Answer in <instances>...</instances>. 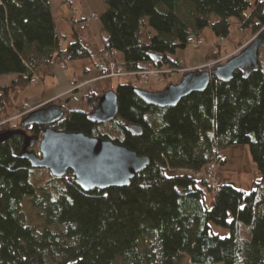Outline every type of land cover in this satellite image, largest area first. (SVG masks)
I'll list each match as a JSON object with an SVG mask.
<instances>
[{"label": "trees", "instance_id": "16d2710c", "mask_svg": "<svg viewBox=\"0 0 264 264\" xmlns=\"http://www.w3.org/2000/svg\"><path fill=\"white\" fill-rule=\"evenodd\" d=\"M103 2L101 48L89 40L86 18L73 21L69 37L62 34L50 0H0V75H15L0 87V264H177L183 257L189 264H264L260 58L257 69L237 70L229 82L215 78L175 108L148 106L135 92L140 87L121 84L118 116L103 125L90 116L112 91L109 84L86 91L87 112L71 107L73 97L61 101L65 117L55 130L111 140L150 159L129 187L84 192L71 173L55 178L22 158L27 137L36 142L28 150L39 153L44 128L25 126L28 115L11 121L25 111L19 90L53 76L60 65L90 60L95 78L104 77L119 53L130 72L180 70L176 54L190 36L204 39L210 29L226 39L234 19L264 44V0ZM221 58L212 52L207 61ZM231 146L249 147L260 176L250 191L226 184L215 189L204 175L209 164L226 163L221 151ZM25 211L36 212L43 224L32 223Z\"/></svg>", "mask_w": 264, "mask_h": 264}, {"label": "water", "instance_id": "95a60500", "mask_svg": "<svg viewBox=\"0 0 264 264\" xmlns=\"http://www.w3.org/2000/svg\"><path fill=\"white\" fill-rule=\"evenodd\" d=\"M262 44L263 40L255 37L237 54L232 55L225 64L212 71H201L204 68L199 67L190 70L177 85H170L162 91L136 89L135 92L148 106L161 109L175 108L189 95L204 92L215 78L229 82L237 70L249 73L257 69ZM45 105L47 104L43 106ZM117 116L118 95L115 91H110L97 100L90 121L96 125H103L114 121ZM64 117V109L61 106L50 104L48 107L33 111L24 120L23 124L27 127L44 128L38 154L28 150L35 145V140L26 138L22 158L27 160L33 169L47 170L53 177L59 179L71 173L76 184L84 192H91L129 187L132 180L149 166L148 157L139 156L111 140L84 133L55 130L53 126Z\"/></svg>", "mask_w": 264, "mask_h": 264}, {"label": "rangeland", "instance_id": "374dc122", "mask_svg": "<svg viewBox=\"0 0 264 264\" xmlns=\"http://www.w3.org/2000/svg\"><path fill=\"white\" fill-rule=\"evenodd\" d=\"M54 6H57V2L60 0H52ZM61 3V2H60ZM76 6L75 8L79 10V16L85 17L87 20L88 25V37L96 40L99 47L103 48L104 40L107 38V35L105 33H101V24L99 21V15L105 10V4L103 0H75ZM73 9L71 12L67 15V18L72 22L77 18V15L73 13ZM81 11V13H80ZM95 16V17H94ZM62 17V16H61ZM59 17V19L61 18ZM65 24H69L68 22H65ZM62 34L66 35V32L62 31ZM204 39H205V45L200 48H193L191 46H188L186 49L178 50L176 54V58L181 59L182 61V67L183 69L180 70H186L187 72L184 73H173L168 74L164 77L155 78L152 77L148 84L138 86L136 83L135 78H115L111 79L110 81H96L92 84L88 85L85 88L80 89L77 92L69 93L66 95V97H63L64 99H60L59 97L55 98L54 100H57L56 105L61 104V101L64 103L67 101L69 97H73V99L70 102V105L72 108L79 109L82 111H89L91 105L86 99H83V97L86 95V91L89 89H100L105 84H109L112 91H115V89L124 83L132 82L136 86L140 87L142 90L150 91V92H158L166 89L170 84L177 85L184 75H186L190 70L199 68V67H206L207 65H210L212 62H216L219 60H211L207 61V56L211 54L212 52H220L222 55L221 59H227L223 62H221L218 65L225 64L232 55L237 54L249 41L253 40L255 37H252L250 30L241 31L239 29V25L237 21L234 19L232 20V27H231V35L225 39V41L220 42L219 39H217L210 29H207L204 32ZM248 38V39H247ZM247 39V42L245 44H242L243 41ZM70 41V40H69ZM63 42L62 46L65 47L67 43L69 42ZM92 41V40H90ZM241 43L243 46L240 47V49L232 54V51H234L237 46H239L237 43ZM115 60L118 61L120 64L123 62V56L122 54L116 53L115 54ZM259 58L260 62L264 69V44L260 47L259 50ZM220 59V60H221ZM114 61L113 58L109 59L110 61ZM97 61V59H96ZM80 63L72 62L68 64V67L65 70H62L61 65L56 68L57 74L55 73L54 77H47L44 80L38 81L36 84H31L26 89H24L23 96H20L18 98V104L21 105L25 103L24 101H29L30 105L35 106L31 107L32 109L42 108L40 106H37L38 104L47 101L48 99H51L50 97H54L57 95L58 90H60V86L62 84H66L69 82V79L74 76V74L77 75L78 79L80 81H83L85 77L88 79H94L95 77V71H91V73L88 76H84L82 74L83 67H88L93 65L94 62L90 60L86 61H79ZM208 62V63H207ZM110 64V63H109ZM216 66L214 67H208L205 68L204 71H212ZM64 75L66 77H64ZM15 79V75L9 74V75H0V87L9 86L10 83ZM106 80V79H105ZM71 81L69 82L70 86ZM51 85L55 86L52 87ZM71 86L68 91H70ZM68 91L66 93H68ZM21 90H19V95ZM65 93V94H66ZM60 101H59V100ZM34 110V111H36ZM94 113V112H93ZM14 125L18 124L13 123ZM221 158L226 161V163L221 164L218 163L216 168V180L219 184H226V185H232L236 189H241L244 191H250L254 187V183L260 179V176L257 174L256 165L253 163L249 147L247 146H231L226 149H223L221 151ZM27 217L32 223H38L39 225H42V220L37 217L36 212H26ZM52 230L55 232H61V229H58L57 227H52ZM224 234V232H222ZM121 264H125L124 262H121ZM157 264V263H155ZM177 264H189V261L187 257H183Z\"/></svg>", "mask_w": 264, "mask_h": 264}, {"label": "built area", "instance_id": "2783aa9c", "mask_svg": "<svg viewBox=\"0 0 264 264\" xmlns=\"http://www.w3.org/2000/svg\"><path fill=\"white\" fill-rule=\"evenodd\" d=\"M223 41H225V39L220 40V42H223ZM187 43H188V46H191L193 48H200V47H203L205 45V40L203 38L190 36L187 39ZM225 60H227V59H224V60L221 59L219 61L212 62L210 65H207L206 67H203V68L204 69L208 68V67L212 68L216 65L220 66L218 64H220L221 62H223ZM61 68H62V70H65L66 66L63 64V65H61ZM184 72H187V71L186 70H174L171 68H163V69L149 68V69H143V70L138 71V72H130L127 70V68L125 67V65L123 63L120 64V63L112 60V61H110V64H109L108 75H106L104 77H99V78L92 80V81H87V82H82V83L77 81V79H73L70 83L71 89H70V91H68L67 95L69 93H73L74 91L85 88L88 85L92 84L93 82L101 81V80H105V79H115V78H128L129 79L132 77V78H135L137 80L136 83L138 86H142V85L148 84L152 77L159 78V77L167 76L168 74L184 73ZM38 81H39L38 78H34V79H32L31 83L36 84V83H38ZM23 106H24L25 111L22 114L16 115L14 118L11 119V121L21 119L24 116L29 115L30 113H32L34 110L37 109V108L32 109L27 103H24ZM216 168H217L216 163L209 164L208 167L206 168L204 175L206 176L207 181L210 184H212V186L215 189H219L221 187V184H219L218 181L216 180Z\"/></svg>", "mask_w": 264, "mask_h": 264}, {"label": "crops", "instance_id": "0c3cea01", "mask_svg": "<svg viewBox=\"0 0 264 264\" xmlns=\"http://www.w3.org/2000/svg\"><path fill=\"white\" fill-rule=\"evenodd\" d=\"M50 2H51V6H52V11H53V14H54V17H55V20H56V24H57V28H58V30L60 31V32H66V36H70L71 34H72V22H70V20L67 18V15L71 12V10L73 9L74 11H73V13L74 14H76L77 15V18H75V20H78V19H81V18H85V17H81V16H79V10L78 9H76L75 8V6H76V3H75V0H71V2L70 3H67L66 5H63V4H61L59 1L57 2V6L55 7L54 6V4H53V1L52 0H50ZM80 13H81V11H80ZM62 16V17H61ZM59 17H61L60 19H59ZM65 22H68L69 24L67 25V24H65ZM248 39V38H247ZM247 39H245V41H243V43L242 44H245L246 42H247ZM89 40H92L91 42L93 43V44H96L97 46H100L99 44H98V42L96 41V40H93V39H91V38H89ZM238 45L239 44H241V43H237ZM240 48H236L234 51H232L231 53H229V54H232V53H234V52H236V51H238ZM78 63H80L79 61H77ZM118 62V61H117ZM119 63V62H118ZM123 63V62H122ZM94 64V63H93ZM68 67V66H67ZM66 67V68H67ZM95 71L96 72V69H95V65H94V67H93V65H91V66H89V68L88 67H83V71H82V74L84 75V76H88L90 73H91V71ZM55 73L57 74V70L55 71ZM96 74V73H95ZM55 75V74H54ZM54 75L53 76H50V77H54ZM64 77H66L65 75H64ZM73 79H77V81H79L80 83H82V82H87V81H92V80H95V79H97V78H95L94 77V79H88V77L86 78L85 77V79L83 80V81H80L79 79H78V77H77V75L76 74H74V76L73 77H71L70 79H69V82L70 81H72ZM69 82H67L66 84H62L61 86H60V90H58V93H57V95L56 96H54V97H50L51 99H48L47 101H45V103L44 102H42V103H40V104H38L37 106H41V107H43V105L44 104H48V103H50V102H54L55 100V98H57V97H59L60 99H64L63 97H66V95H67V91L69 90V88H70V86H69ZM52 87H55V86H53V85H51ZM79 91V90H78ZM75 92H77V91H75ZM74 92V93H75ZM23 93H24V90L23 91H21V94L19 95V97L20 96H23ZM66 93V94H65ZM25 103H27L30 107H35V106H31L30 105V102L27 100V101H24ZM57 103V102H56ZM56 105V104H55Z\"/></svg>", "mask_w": 264, "mask_h": 264}, {"label": "flooded vegetation", "instance_id": "af4514ba", "mask_svg": "<svg viewBox=\"0 0 264 264\" xmlns=\"http://www.w3.org/2000/svg\"><path fill=\"white\" fill-rule=\"evenodd\" d=\"M59 106H60V104H59Z\"/></svg>", "mask_w": 264, "mask_h": 264}]
</instances>
